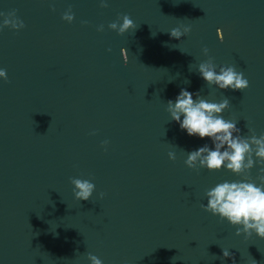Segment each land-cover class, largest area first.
Segmentation results:
<instances>
[{"label": "water", "instance_id": "1", "mask_svg": "<svg viewBox=\"0 0 264 264\" xmlns=\"http://www.w3.org/2000/svg\"><path fill=\"white\" fill-rule=\"evenodd\" d=\"M105 2L0 0L24 23L0 28V264H91L88 253L103 264H264V238L237 236L200 207L206 190L245 176L189 168L188 152L214 146L167 111L181 89L227 98L221 116L244 137L264 135V0ZM125 14L135 31L109 29ZM209 57L249 87L208 86L198 65ZM253 161L247 179L259 186L264 163ZM70 178L95 185L90 200Z\"/></svg>", "mask_w": 264, "mask_h": 264}, {"label": "clouds", "instance_id": "2", "mask_svg": "<svg viewBox=\"0 0 264 264\" xmlns=\"http://www.w3.org/2000/svg\"><path fill=\"white\" fill-rule=\"evenodd\" d=\"M107 6L105 0H101V7ZM0 15L5 14L0 13ZM62 19L69 23L74 20L70 8L63 14ZM3 27L19 30L24 27V23L16 17L13 10L5 15L3 24L0 25V28ZM108 27L117 34L123 35L130 29L135 31L138 26L129 15L125 14L109 23ZM97 30L103 31L104 26L100 25ZM189 31L188 27H184L183 31L180 28H173L170 30V36L180 40ZM169 46L179 48L177 45ZM203 51L207 55L208 49L204 48ZM121 53L127 64V50L122 48ZM216 68L217 65L211 57L198 65V73L208 86L215 85L221 90L233 91H243L249 87L243 72H237L233 66H221L219 72ZM189 70H192V65H189ZM0 77L7 80L6 70L0 69ZM229 107L230 101L227 98L219 103L209 102L197 92L194 99V94L186 89H181L175 101H167V111L170 113L171 121L177 122L189 136L209 138L214 146L210 148L208 144H204L188 152L185 164L189 168L206 167L209 171L226 168L234 174L245 176L243 181H224L206 190L207 205L201 204L200 207L206 212L218 215L221 221L226 220L236 227L237 236L244 234L248 238L255 233L259 238H264V177H261L262 182L259 186L247 179V173L254 164L253 154L260 163H264V135L242 136L235 121L225 120L221 116V113ZM103 143L106 145L108 141ZM168 155L170 159L175 160L174 152H169ZM70 182L74 186L73 193L78 201L90 200L95 189V185L90 180L70 178ZM222 256L228 258L232 254L229 250L222 249ZM87 259L91 264H103V261L92 253L87 254Z\"/></svg>", "mask_w": 264, "mask_h": 264}]
</instances>
